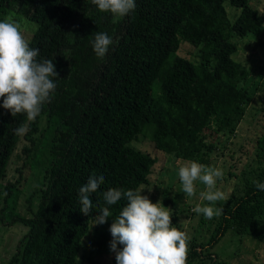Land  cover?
<instances>
[{
  "label": "trees",
  "instance_id": "16d2710c",
  "mask_svg": "<svg viewBox=\"0 0 264 264\" xmlns=\"http://www.w3.org/2000/svg\"><path fill=\"white\" fill-rule=\"evenodd\" d=\"M135 2L133 12L116 20L91 0H0V20L10 16L29 29L37 60H53L59 74L51 102L35 121L0 106V220L26 228L0 264H76L82 248L97 264L96 257L111 252L110 225L127 203L107 205L103 193L149 184L157 160L132 142L145 135L155 152L208 165L216 144L204 131L234 135L246 107L264 91V76L250 84L248 71L233 58L236 38L264 30V13L250 0ZM224 2L240 10L233 20ZM99 32L113 41L103 59L91 45ZM185 42L198 50L197 59L177 53ZM21 126L29 129L22 136L15 132ZM20 144L19 176L7 178ZM256 147L264 158V132ZM25 166L40 180L21 215L16 207ZM93 175H103L104 183L90 194L93 211L84 215L79 188ZM254 181L264 182V167L219 204L217 230L206 244L190 242L187 264H228L210 251L228 231L264 244V191ZM103 207L112 215L95 227Z\"/></svg>",
  "mask_w": 264,
  "mask_h": 264
},
{
  "label": "clouds",
  "instance_id": "9594fccd",
  "mask_svg": "<svg viewBox=\"0 0 264 264\" xmlns=\"http://www.w3.org/2000/svg\"><path fill=\"white\" fill-rule=\"evenodd\" d=\"M101 12L111 13L119 20L136 9L135 0H91ZM112 38L104 32L96 33L91 42L96 57L103 59L112 45ZM39 49L30 47L22 25L12 17L0 20V98L2 106L15 117L26 114L29 122L35 121L42 107L50 103L56 90L55 77H59L53 60L38 61ZM27 126L15 130L24 135ZM224 172L217 167H209L196 161H190L178 168V178L182 191L187 196L197 193L196 182H201L205 190L199 193L202 201L193 211L207 219L222 215L223 208L217 207L219 201L229 196L217 188ZM104 183V176H90L86 184L79 188L80 212L90 215L93 202L90 194L97 192ZM255 187L264 191V182L254 181ZM139 190L109 188L103 193L107 205H115L121 200L125 206L110 225V251L115 253L116 264H187L190 236L173 226L172 209L158 200L153 203ZM151 191V189H149ZM4 195H7L5 192ZM112 213L109 207H103L93 219L92 225L106 223ZM122 247L118 248L117 245Z\"/></svg>",
  "mask_w": 264,
  "mask_h": 264
},
{
  "label": "rangeland",
  "instance_id": "374dc122",
  "mask_svg": "<svg viewBox=\"0 0 264 264\" xmlns=\"http://www.w3.org/2000/svg\"><path fill=\"white\" fill-rule=\"evenodd\" d=\"M227 16L233 20L240 10L224 2ZM250 4L264 13V0H250ZM26 38L29 39L31 32L24 29ZM238 49L233 55L248 71L250 84L258 82L264 76V30L258 35H247L243 38H236ZM177 53L189 59H197L198 50L188 43H182ZM264 91L261 88L255 94L251 103L246 107L244 116L237 126L234 135L213 134L209 130L204 131L208 141L215 142L216 153L211 155L210 163L206 166L217 167L223 170L224 177L218 180L217 188L224 191L228 196L232 190H241L243 179L248 177L250 172L264 167V158L260 157L256 147V138L264 132V107L262 100ZM132 144L144 151L153 154L157 160L149 175L150 183L142 185V195L156 203L158 200L163 206L172 209L173 226L186 231L190 236V242L195 244H206L210 237L217 230L218 217L205 218L202 214L193 211L197 204H207L202 201L199 193L205 190L204 185L197 181V193L195 196H187L182 191V185L178 178V168L187 164L183 161L155 152L153 143L148 136L140 135ZM21 144L18 146L9 164L7 178L15 179L19 176L17 168L22 165L21 159L17 158ZM22 177L24 181L19 184L22 190L18 196L16 211L21 215L26 214L28 203L25 201L29 192L38 184L40 176L32 175L28 167H23ZM236 172L235 176L228 175V171ZM151 189V191H149ZM238 193V192H237ZM223 203L217 202L216 206ZM2 201H0V207ZM101 225V224H100ZM95 227L99 225H93ZM26 228L20 223L8 225L0 220V263L7 262L17 242L25 233ZM219 259L228 261V264H264V244L257 239L244 235L238 236L231 231L226 232L220 240L210 249ZM86 251L82 248L77 257L76 264H91L85 257ZM97 264H116L115 253L109 252L96 257Z\"/></svg>",
  "mask_w": 264,
  "mask_h": 264
}]
</instances>
